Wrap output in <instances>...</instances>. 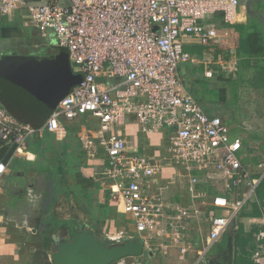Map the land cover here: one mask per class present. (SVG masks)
I'll return each mask as SVG.
<instances>
[{
  "label": "built area",
  "instance_id": "2783aa9c",
  "mask_svg": "<svg viewBox=\"0 0 264 264\" xmlns=\"http://www.w3.org/2000/svg\"><path fill=\"white\" fill-rule=\"evenodd\" d=\"M238 5V0H0V18L26 8L28 24L43 37L51 35L81 76L44 128L54 132L60 118L72 121L90 114L98 119L96 137L79 139L89 155L97 148L105 153L106 167L98 180L107 200L121 208L132 227L110 240H136L147 249L171 247L181 257L193 255V264H199L225 235L237 232L243 211L257 203L262 222L249 236L255 244L250 261L264 264V199L258 196L264 156L257 173L245 168L240 140L184 91L178 72L191 65L202 68L208 79L236 77L231 27ZM189 41L201 48L200 57L185 51ZM100 77L118 82L106 87L97 81ZM129 116L145 135H166L162 160L132 151L126 137L112 132ZM41 130L0 106V142L15 144L18 153L24 140ZM163 161L188 174L198 172L187 179L188 202H166L164 190L170 184H156ZM4 171L0 163V178ZM199 183H222L224 193L199 195ZM193 223L198 248L189 239Z\"/></svg>",
  "mask_w": 264,
  "mask_h": 264
},
{
  "label": "crops",
  "instance_id": "0c3cea01",
  "mask_svg": "<svg viewBox=\"0 0 264 264\" xmlns=\"http://www.w3.org/2000/svg\"><path fill=\"white\" fill-rule=\"evenodd\" d=\"M52 1L68 3V0H30V3ZM238 1L236 22L231 27L234 35L231 42L239 65L236 77L208 79L202 68L191 65H182L178 72L184 91L208 116H217L226 124L231 137L241 142L239 155L243 166L257 173L256 165L264 156V0ZM27 15L26 8H21L0 18V106L20 122L42 130L24 140L21 154L16 151L18 146L11 152L15 144L0 142V163L5 165L0 178V264H52L51 256L57 251L55 237L73 240L86 232L96 241L102 238L109 242L111 237L106 236L112 233L116 216H120V207L107 200L98 180V173L106 167L105 153L97 148L94 155H89L79 139L80 135L96 137L98 119L90 114L72 121L60 118L58 129L48 132L44 126L59 103V91L17 83L6 76L8 66L20 63V59L31 64L42 76L59 74L64 77L69 69L71 74L78 75L69 59L58 62L66 51L56 45L51 35L43 37L38 29L29 25ZM184 49L191 55H202L201 48L193 41L187 42ZM97 81L110 87L118 79L100 77ZM75 86L66 92L69 94ZM139 128L129 116L123 126L112 128V132L126 137L132 151L162 160L166 155V135H145ZM161 165L156 184H170L164 190L166 202L170 205L182 199L188 202L186 182L189 175H198V172L188 174L165 161ZM196 192L210 198L223 192L222 183L215 187L199 183ZM260 218L259 205H248L237 232L225 235L202 260L213 258L223 263L220 257L225 251L229 255L226 264H235L236 258L251 264L250 255L255 244L247 237L261 227ZM124 220L126 227L118 233L132 228L128 216ZM192 227L189 239L198 248L199 233L194 230L195 223ZM229 236L232 238L231 253L227 249ZM128 241L136 240L125 242ZM217 245L221 248H215ZM194 261L193 255L181 257L171 247L147 249L143 246L142 255L115 263L193 264Z\"/></svg>",
  "mask_w": 264,
  "mask_h": 264
},
{
  "label": "water",
  "instance_id": "95a60500",
  "mask_svg": "<svg viewBox=\"0 0 264 264\" xmlns=\"http://www.w3.org/2000/svg\"><path fill=\"white\" fill-rule=\"evenodd\" d=\"M65 59V60H64ZM68 62L67 53H62V57L58 62ZM20 63H13L8 66L6 76L14 78L19 82L33 85L32 87H51L59 92V102L68 94V89L77 85L80 80V75L69 74L64 77L61 75H40L32 68L31 64L26 63L23 59ZM56 64V62H55ZM43 66H47L43 64ZM48 67V66H47ZM8 74V75H7ZM61 74V73H60ZM67 91V92H66ZM16 145H13L11 152ZM5 162V161H4ZM55 245L57 251L52 254V264H113L124 258L137 257L142 255L143 246L138 241H128L120 244L105 245L96 241L86 232L80 233L73 240L60 239L55 237ZM228 252H232V238L227 237ZM201 264H224L217 259H203Z\"/></svg>",
  "mask_w": 264,
  "mask_h": 264
},
{
  "label": "rangeland",
  "instance_id": "374dc122",
  "mask_svg": "<svg viewBox=\"0 0 264 264\" xmlns=\"http://www.w3.org/2000/svg\"><path fill=\"white\" fill-rule=\"evenodd\" d=\"M118 212H119L120 216H118V217L116 216L115 223L112 226V233L111 232L108 233L107 234L108 236H106V237H117V236H119L118 235V231H120L121 229H124L126 227V222L124 220V217H126L127 215L124 214L123 212H121V209L120 208L118 209ZM123 231H125V230H123ZM122 236H124V235H122ZM125 241L126 240H117V238H116L114 240L109 241V243H112L113 242V244H118V243H124ZM215 248L220 249L221 246L217 245ZM114 264H118V263H114Z\"/></svg>",
  "mask_w": 264,
  "mask_h": 264
},
{
  "label": "trees",
  "instance_id": "16d2710c",
  "mask_svg": "<svg viewBox=\"0 0 264 264\" xmlns=\"http://www.w3.org/2000/svg\"><path fill=\"white\" fill-rule=\"evenodd\" d=\"M258 196H259V199L260 200H263L264 199V183H262L261 184V186H260V188H259V190H258ZM239 236V235H238ZM248 236V235H247ZM246 236V237H247ZM249 238L250 237H247V239L249 240ZM98 241H100V242H102L103 244H109V242L108 241H105L104 239H102V238H98L97 239ZM247 241V240H246ZM249 262H242V261H239V260H237V258L235 259V264H248Z\"/></svg>",
  "mask_w": 264,
  "mask_h": 264
},
{
  "label": "flooded vegetation",
  "instance_id": "af4514ba",
  "mask_svg": "<svg viewBox=\"0 0 264 264\" xmlns=\"http://www.w3.org/2000/svg\"><path fill=\"white\" fill-rule=\"evenodd\" d=\"M228 256H229L228 253L224 251L223 255H221L220 257V261L226 264L228 262V258H229Z\"/></svg>",
  "mask_w": 264,
  "mask_h": 264
}]
</instances>
